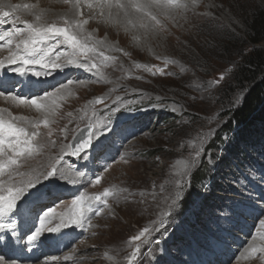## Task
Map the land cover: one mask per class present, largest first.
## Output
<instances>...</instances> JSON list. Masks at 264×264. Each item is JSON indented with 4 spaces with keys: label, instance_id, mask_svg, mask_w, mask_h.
<instances>
[{
    "label": "rangeland",
    "instance_id": "obj_1",
    "mask_svg": "<svg viewBox=\"0 0 264 264\" xmlns=\"http://www.w3.org/2000/svg\"><path fill=\"white\" fill-rule=\"evenodd\" d=\"M208 4L220 11L214 13ZM54 10L62 11L59 6ZM191 10L186 17L177 16L176 22H168L166 38L136 49L130 46L128 37L118 35L122 30L111 25L116 30L111 35L100 29L98 24L106 23L102 18L92 15L85 18L88 23L84 32L93 31L96 39L109 42L112 49L98 46V50L116 60L102 66L103 58L94 57L101 65L104 79H98L95 71L75 66L65 68L68 78L62 83L71 79L88 85L77 93L78 83H74L69 98L60 103L66 117L64 127L72 125L69 133L63 139L57 138V120L52 118L54 123L49 127L53 136L45 138L55 144H48L42 155L27 161L22 158L19 165L24 173L32 165L43 171L51 158L62 155L65 161L74 157V161L62 166L76 175L75 170L85 172V177L76 176L70 183L55 178L45 181L41 188L42 192H51L53 198L58 197L55 200L58 212L66 211L81 192L95 194L106 187L116 191L115 196L108 197L100 216L94 214L95 206L88 213L93 226L86 222L83 229L86 233H71V240L61 242L66 245L61 257L66 253L74 259L72 252H76V260L62 259L60 264H128L136 243L140 244V252L132 258L133 264H240L236 261L250 239H254L258 251L245 258L244 264H264V252L259 251L264 248V240L259 241L260 221L264 220V120L247 125L231 122L232 128L224 129L247 92L235 82L234 73L243 55L253 47L248 39L250 22L258 10H264V0H197ZM15 16L16 13L8 21L0 22V33L24 27L13 23ZM60 17L47 19V23L62 26ZM64 47L57 50L70 51ZM137 63L154 65L163 74L153 75L136 67ZM96 97H103L104 103L88 105ZM262 104L264 107V99ZM5 108L6 115L19 114L0 106ZM85 110L88 117L94 112V120L103 122L94 139L98 144L89 150L86 165L79 156L70 154L71 149L62 152L63 145L73 142L72 130L89 123L87 118L81 119ZM68 113L74 118L70 119ZM41 132H47L42 125ZM201 147L204 151L193 165L192 158ZM96 174L101 176V182L93 185L91 180ZM26 178L14 177L17 181ZM48 206H54L51 199ZM0 222H4L2 218ZM19 223L17 217V232ZM153 226L154 230L141 241L129 242L142 228ZM4 232L0 229V234ZM9 245L10 251L17 247L15 242ZM19 247L30 252L23 241ZM38 248L44 258L50 256L43 254L45 242ZM6 249L7 246L3 250Z\"/></svg>",
    "mask_w": 264,
    "mask_h": 264
},
{
    "label": "snow or ice",
    "instance_id": "obj_2",
    "mask_svg": "<svg viewBox=\"0 0 264 264\" xmlns=\"http://www.w3.org/2000/svg\"><path fill=\"white\" fill-rule=\"evenodd\" d=\"M196 2L197 0H94V2H88L87 7L93 10V15L98 9L100 18L106 23L118 29L122 28L125 32H131L134 42L148 45L153 39L166 38L168 22L175 21L177 16L186 15L190 9L195 7ZM63 3L71 6L70 10L73 15L61 16L62 26L55 22L42 23L40 14H35V22L21 20L20 16H15L13 23L23 24L24 27L15 28L0 35V41L4 42L0 43V48H9L8 55L0 58V68L6 70L10 68L12 72L21 77L31 73L32 76L40 78L51 76L66 67L75 66L88 72L95 71L98 79H104V74L100 71L101 65L108 61H115L116 57L105 56L103 51L98 50V46L105 42L99 39L94 40L91 33L84 32V25L88 23V20L77 18L83 15L80 11L84 6L81 0H63ZM4 7L5 5L0 3V22L13 17L16 10L20 8L32 10L35 5L10 4L7 5L10 9L7 11ZM14 43L15 48L13 49ZM58 45H66L70 51L59 52ZM114 50L123 52V49ZM124 54L127 55V53ZM97 56L103 58L101 65L94 61V57ZM18 63L17 67H10ZM135 66L142 67L153 75L156 72L163 74L162 70L154 65L137 63ZM74 83L83 85L84 81L77 82L69 79L51 91H43L42 94L39 89L27 93L13 91L11 89H15V84L5 87L3 83H0V97H4L17 106L33 108L40 114L39 117L31 119L8 113L6 118L4 114L7 109H0V218L4 221L0 222V229L5 230L3 234H0V264H17L15 260L3 254L4 247L13 242L20 244L23 241L24 247L35 251L45 240L59 244L69 239L71 231L75 228L84 229L86 222L89 227L93 226L88 213L93 212L95 206L94 214L100 216L103 208L107 207L108 197L116 195V191L108 187L95 194L81 192L72 199L66 211L58 212L59 205L55 204L58 197L53 198L51 192H42L41 188L45 181L55 178L68 182V178L60 171V165L63 162L62 155L52 160L48 168L43 171L32 170L29 173L20 171L19 165L22 158L27 161L29 158L42 155L48 144H55V141L46 139L45 136L47 138L53 136V131L49 127L54 123L52 117L56 114L60 106L59 102L64 99L65 94H70V86ZM28 87L31 89L32 84L29 83ZM103 103V97L88 101V105ZM68 115L71 116L72 113ZM94 116L93 112V116L88 117L85 110V116L81 119L87 118L89 123L82 130L84 135L77 137L76 133L81 129L79 127L73 129V142L63 145L62 152L64 149H71V155L83 157L90 149L96 147L93 132L99 131L103 122H96ZM41 125L47 129L46 134H42ZM60 132L66 133L67 129H60ZM200 139H204L203 135ZM201 151H204L202 147L195 152L191 161L193 165L197 163ZM187 166L186 162L185 168ZM75 171L78 177L83 178L87 175L85 172ZM25 176H27L26 179L19 181L14 179V177ZM100 182L99 174L91 180L93 185ZM120 191L127 192V189H120ZM50 199L54 206H48ZM172 203L175 204V200ZM17 217L23 218L26 222L33 221L32 228L27 233L17 232ZM260 226V236L264 238V220L260 221ZM152 230L154 226L153 229L142 228L137 235L129 238V242L141 241ZM247 251L254 254L258 249L253 245ZM259 251L264 252V248H260ZM139 252L140 244L136 243L128 258V264H133L132 258ZM56 259L58 258H46L43 264H51ZM63 259L67 261L72 259V256L65 255Z\"/></svg>",
    "mask_w": 264,
    "mask_h": 264
},
{
    "label": "bare ground",
    "instance_id": "obj_3",
    "mask_svg": "<svg viewBox=\"0 0 264 264\" xmlns=\"http://www.w3.org/2000/svg\"><path fill=\"white\" fill-rule=\"evenodd\" d=\"M11 1V2H10ZM207 1V0H206ZM210 1V0H209ZM81 2L83 3V7L80 9V11L83 13V15H82V17H77V18H83V19H85L86 17H87V15H92L93 17L94 16H96V17H100L99 16V10L98 9H96L95 10V15H93V10H90L88 7H87V3L88 2H94V0H81ZM0 3H3L4 5H7V3H12V5H15V4H20V5H24V4H31V5H35V8L34 9H32V10H22V8H20V9H18V10H16V14L17 15H19V16H27V17H29V19L28 18H21V20H29V21H32V22H35V14H40L41 15V22L42 23H47V19H51V18H53V19H55L56 17H59V16H63V15H65V14H67L68 16H72L73 14H72V12H71V10H70V8H71V6L70 5H66V4H63V0H0ZM203 5V4H202ZM59 6V8L62 10L61 11V13H58V12H56L54 9L56 8V7H58ZM208 6L210 7V9L212 8V11L215 13V12H219L220 10H219V8H217V7H215V6H210L209 4H208ZM4 8H8L7 6L6 7H4ZM6 10V9H5ZM59 11V10H58ZM189 11H192L191 9L189 10ZM189 14H190V12H189ZM185 16V15H184ZM186 17V16H185ZM13 18V17H12ZM189 19H190V17H188ZM96 19V18H95ZM101 19V18H100ZM9 19H6V21H8ZM178 20V19H177ZM196 20V19H195ZM51 21V20H50ZM174 22H176V21H174ZM3 23V22H2ZM92 23V22H91ZM94 23V22H93ZM96 23H97V21H96ZM187 23V22H186ZM95 24V23H94ZM98 24V23H97ZM1 25V24H0ZM90 25L91 24H89L88 25V27H90ZM99 25V27H100V29L102 30V31H108L111 35H114V34H116L115 32H116V30H114L113 28L114 27H112L111 25L110 26H108L106 23H99L98 24ZM97 25V26H98ZM2 27L4 28V27H6V26H4V25H2ZM86 27V25H84V28ZM86 29V28H85ZM88 29V28H87ZM3 30V29H2ZM120 30H122V33H119L118 35L119 36H122L123 38H129L130 40H131V43H132V45L130 44V46H134V48L136 49V48H138V46H140V47H143V44H138V43H136V42H134L133 40H132V33L131 32H125L122 28L120 29ZM89 31H90V29H89ZM124 31V32H123ZM2 32V31H1ZM89 33V32H88ZM92 35H93V37H94V39H96V35H95V32H93V31H91L90 32ZM101 33V32H100ZM3 33H0V35H2ZM99 37V36H98ZM100 39V38H99ZM14 40H15V38H14ZM101 40V39H100ZM157 41V39H153L151 42H150V44H153L154 43V41ZM128 41V40H127ZM160 41V40H159ZM105 42V41H104ZM0 43H4L3 41H0ZM108 43L109 42H105L103 45H100V46H104V47H106V49H108V48H113V47H111L110 45H108ZM161 44H162V42H161ZM14 45V44H13ZM154 45H155V43H154ZM144 46H147V45H144ZM57 47H59V45L57 46ZM64 47V46H63ZM12 48H14V46L12 47ZM65 48V47H64ZM147 48V47H146ZM103 51V50H102ZM137 51H138V49H137ZM140 51V50H139ZM4 52L6 53L5 55H4ZM8 52H9V48L8 47H4V48H0V58H3V57H5V56H7L8 55ZM107 54V53H106ZM111 54H112V52H111ZM110 56V55H109ZM100 58V57H99ZM102 58V57H101ZM100 59H98V61H99ZM111 64V63H110ZM102 66H104V64L102 65ZM108 66V65H107ZM110 66V65H109ZM113 66V65H112ZM10 67H17V65H13V66H10ZM101 68V67H100ZM104 68V67H103ZM72 69H73V67H72ZM119 69V68H118ZM75 70V69H74ZM116 70V69H115ZM7 72V73H5V74H3V72ZM106 71V70H105ZM118 71V70H117ZM68 73V71H67V69H63V70H58L57 72H55V73H53V75H51V76H48V77H40V78H37V77H34V76H32L31 75V73H29L28 75H25V76H23V77H21L19 74H17V73H14V72H12L11 70H10V68L9 69H4V68H0V83H3L4 85H5V87H8L9 85H11L13 82H16V87H15V90L13 89V91H17V92H19V91H23V92H25V93H27V92H29V91H32V92H35L37 89H39L40 90V94L43 92V91H45V90H49V88H51V87H53V86H56V85H58V84H60V83H62V80H64V79H66V78H68V75H67V73ZM79 72V71H78ZM74 75V74H73ZM76 76H78V77H80V75H76ZM72 77V76H71ZM82 77V76H81ZM129 78V77H128ZM92 79V78H91ZM138 79V78H137ZM37 81H40V83H36ZM29 83H31L32 84V88L31 89H29V87H28V84ZM103 83V82H102ZM108 85V84H107ZM59 86V85H58ZM57 86V87H58ZM88 85H86V82H84V84L83 85H81V84H76V87L75 88H79V90L77 89H75L76 91H78L77 93H80V88L81 89H83V87H87ZM50 91V90H49ZM71 92V91H70ZM70 94H68V93H66L65 94V97H64V99L65 98H67L68 96H69ZM73 97V96H72ZM76 97V96H75ZM69 98V97H68ZM67 98V99H68ZM81 98V97H80ZM63 99V100H64ZM63 100L62 101H60L59 102V108L57 109V114H55L52 118H55V120H57V127L58 128H56V133L55 134H57L58 135V137L57 138H60V139H63L65 136H67V132L69 131V129L71 128V126H69V127H64V118H66L65 117V115L63 114V109L61 108L62 106H61V104L60 103H62L63 102ZM0 106H4V107H9L11 110H13V111H19V114H17V115H14V116H24V117H28V118H31V119H35V118H37V117H39V113H37L36 112V110L35 109H33V108H26V107H23V106H17L16 104H14V103H12L11 101H9V100H6V99H4V97H0ZM70 108V107H69ZM6 109V108H5ZM74 109V108H73ZM16 113V112H15ZM76 113H74V115H75ZM6 115V114H5ZM7 116V115H6ZM76 116V115H75ZM70 119L71 118H74V116H70L69 117ZM68 119V118H67ZM19 123V122H18ZM21 123V122H20ZM43 126V125H42ZM30 128V127H29ZM63 128H66L67 129V132L66 133H61L60 131H58L57 129H63ZM100 130V129H99ZM69 133V132H68ZM98 134V131L96 132H94L93 133V141H94V139L96 138V136H98L97 135ZM64 136V137H63ZM66 141V140H65ZM98 141H97V139H96V141H95V143L96 144H98L97 143ZM53 146V145H52ZM68 152V151H67ZM45 153V152H44ZM49 153V152H48ZM69 153V152H68ZM88 154H90V152L88 153ZM47 155V154H46ZM80 158H81V163L82 164H85L86 165V158H87V155H86V157H81V156H79ZM44 158H46L45 157V155H44ZM70 158V157H69ZM55 159V158H54ZM54 159H52L51 158V161L52 160H54ZM47 160H48V158H47ZM74 161L75 159H74V157H72V158H70V159H66L65 161L63 160V163L62 164H64V165H66L67 163H68V161ZM80 160V159H79ZM50 161V160H49ZM89 161H90V159H89ZM62 164L60 165V171L63 173V175L64 176H66L67 178H68V183H70L71 181H72V179H75L76 178V174H75V172H73V171H71V170H69L66 166H62ZM36 165H32L31 166V168L27 171L28 173L29 172H31L32 170H36V171H39V170H37L36 169V167H35ZM179 174V173H178ZM62 181H65V180H63L62 179ZM67 183V182H66ZM76 183V182H75ZM76 186V185H75ZM64 192V191H63ZM258 204H260V203H258ZM263 205H264V203H262ZM19 220H20V223H19V225H20V228H19V226H18V233H20V234H24L25 233V231H28V228L30 227V226H32V224H33V221H31V220H28L27 222L23 219V218H20L19 217ZM85 232V230H83V229H81V228H77V230H73V231H71V233H72V235L73 234H80V232L82 233V232ZM70 233V234H71ZM86 233V232H85ZM72 238V237H71ZM71 238L69 237V240H71ZM261 239L262 240H264V238H261L260 237V240L259 241H261ZM68 240V239H67ZM254 240V239H253ZM252 239H250L249 240V244L245 247V249L244 250H242V252H241V254L239 255V257H238V260L236 261L237 263H240V264H244V263H247V262H243V260L245 259V258H250L249 256H252V254L251 253H249L247 250L249 249V247L250 246H256L257 244H255V242L253 241ZM260 243V242H259ZM20 244H22V241H21V243ZM20 244H17V243H15V245L17 246V247H15V250L14 251H10L9 250V246L10 245H7V249L6 250H3V254L4 255H6L7 257H10V258H12V260H15L16 262H17V264H43V261L46 259V258H51V257H57L58 259H56V260H53L52 262H51V264H60L61 262H63V261H65V260H63L62 261V259H63V257L64 256H62L61 257V255L63 254V252L64 251H62V247H63V245H65L64 243H59V244H55V243H51L50 241H49V243H47V241H45V250H44V252H43V254H48V255H50V256H45V258L43 257V255H40L39 254V248H38V250L36 249L35 251H30V252H27V251H25L24 250V248L23 249H21L19 246H20ZM258 246H259V244H258ZM257 247V246H256ZM21 249V252H18V250L17 249ZM28 249V248H27ZM41 249V248H40ZM43 249V248H42ZM47 250H49V251H47ZM80 250L81 249H79V250H77V252L79 253L80 252ZM83 251V250H82ZM66 252V251H65ZM69 253V252H68ZM73 253V255H75V258L73 259V260H76V252L74 253V252H72ZM71 253V254H72ZM77 253V254H78ZM245 254H248V256L247 257H245L244 255ZM251 254V255H250ZM262 254V253H261ZM65 255H67L66 253H65ZM69 255V254H68ZM255 255V254H254ZM254 255H253V257H254ZM41 258V259H40ZM40 259V260H39ZM254 261V260H253ZM257 261V260H256ZM261 261H263V260H261ZM249 262H251V261H249ZM260 264V263H259Z\"/></svg>",
    "mask_w": 264,
    "mask_h": 264
},
{
    "label": "trees",
    "instance_id": "obj_4",
    "mask_svg": "<svg viewBox=\"0 0 264 264\" xmlns=\"http://www.w3.org/2000/svg\"><path fill=\"white\" fill-rule=\"evenodd\" d=\"M249 42L253 47L243 55L234 73L235 82L247 92L240 107L232 111L225 130L232 128L231 122L247 125L264 120V10H258L250 22ZM262 46H256L257 44Z\"/></svg>",
    "mask_w": 264,
    "mask_h": 264
},
{
    "label": "water",
    "instance_id": "obj_5",
    "mask_svg": "<svg viewBox=\"0 0 264 264\" xmlns=\"http://www.w3.org/2000/svg\"><path fill=\"white\" fill-rule=\"evenodd\" d=\"M86 126H84V127H82L81 128V131H79V133H78V136L77 137H79V136H81V135H84V132L82 131L84 128H85Z\"/></svg>",
    "mask_w": 264,
    "mask_h": 264
}]
</instances>
